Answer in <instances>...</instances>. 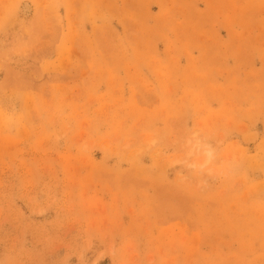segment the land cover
I'll list each match as a JSON object with an SVG mask.
<instances>
[{"label": "rangeland", "instance_id": "rangeland-1", "mask_svg": "<svg viewBox=\"0 0 264 264\" xmlns=\"http://www.w3.org/2000/svg\"><path fill=\"white\" fill-rule=\"evenodd\" d=\"M0 264H264V0H0Z\"/></svg>", "mask_w": 264, "mask_h": 264}, {"label": "clouds", "instance_id": "clouds-1", "mask_svg": "<svg viewBox=\"0 0 264 264\" xmlns=\"http://www.w3.org/2000/svg\"><path fill=\"white\" fill-rule=\"evenodd\" d=\"M190 154L201 157L197 163L192 164L191 167L203 170L206 169L215 158V148L206 140L200 138L199 133H194L189 141Z\"/></svg>", "mask_w": 264, "mask_h": 264}, {"label": "bare ground", "instance_id": "bare-ground-1", "mask_svg": "<svg viewBox=\"0 0 264 264\" xmlns=\"http://www.w3.org/2000/svg\"><path fill=\"white\" fill-rule=\"evenodd\" d=\"M190 154V153H189Z\"/></svg>", "mask_w": 264, "mask_h": 264}]
</instances>
